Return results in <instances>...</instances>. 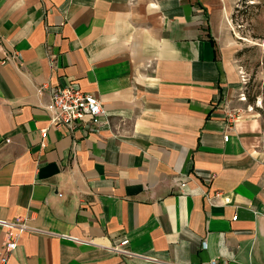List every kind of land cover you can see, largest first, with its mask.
I'll return each instance as SVG.
<instances>
[{"label":"crops","instance_id":"1","mask_svg":"<svg viewBox=\"0 0 264 264\" xmlns=\"http://www.w3.org/2000/svg\"><path fill=\"white\" fill-rule=\"evenodd\" d=\"M227 13L0 0V218L44 230L7 264H264V117L237 108ZM70 85L101 101L96 127L50 125L46 88Z\"/></svg>","mask_w":264,"mask_h":264},{"label":"rangeland","instance_id":"2","mask_svg":"<svg viewBox=\"0 0 264 264\" xmlns=\"http://www.w3.org/2000/svg\"><path fill=\"white\" fill-rule=\"evenodd\" d=\"M225 36L240 73L237 108L264 117V0H225Z\"/></svg>","mask_w":264,"mask_h":264},{"label":"built area","instance_id":"3","mask_svg":"<svg viewBox=\"0 0 264 264\" xmlns=\"http://www.w3.org/2000/svg\"><path fill=\"white\" fill-rule=\"evenodd\" d=\"M50 94L49 101L45 104V110L50 116V125L54 127H68L91 129L97 126L100 118L106 116L101 101L93 94L84 92L79 88L70 86H47ZM43 88H38L41 94ZM234 111H229L227 118L233 122L237 118ZM227 140V135L223 137ZM236 216L232 219L235 220ZM0 227L3 228V238L0 245V264H7L11 252L15 249L18 239L23 232L35 234L44 233V230L33 226L27 217L13 219L0 218ZM60 238L78 244L91 245L93 240L78 236L61 234ZM127 240H121L117 245L111 246L114 253L123 256L132 254L124 248Z\"/></svg>","mask_w":264,"mask_h":264}]
</instances>
